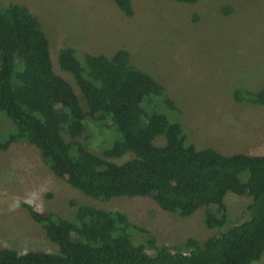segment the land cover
<instances>
[{
	"label": "trees",
	"instance_id": "16d2710c",
	"mask_svg": "<svg viewBox=\"0 0 264 264\" xmlns=\"http://www.w3.org/2000/svg\"><path fill=\"white\" fill-rule=\"evenodd\" d=\"M112 1L123 14L134 16L131 0ZM58 63L75 80L87 112L70 82L54 71L50 43L38 19L23 4L0 5V113L15 127L0 138V151L14 143L36 147L55 176L95 199L149 197L163 211L182 217L214 204L205 223L221 233L203 243L187 241L183 250L173 252L153 238L138 241L137 234L147 230L122 212L82 205L68 219L25 204L59 252L19 253L3 247L0 264H254L262 259L264 155L197 149L181 123L149 110L158 96L169 108L176 107L158 81L131 64L126 50L110 57L84 54L80 61L68 47L60 51ZM233 97L264 107V87L258 92L237 88ZM88 118L113 128L115 138L104 157L131 153L133 158L107 160L77 141ZM64 134L73 139L66 141ZM159 137L163 145L155 143ZM244 172L249 175L242 180ZM229 192L251 197L249 218L222 231L228 223L224 200ZM148 248L155 254L147 253Z\"/></svg>",
	"mask_w": 264,
	"mask_h": 264
},
{
	"label": "rangeland",
	"instance_id": "374dc122",
	"mask_svg": "<svg viewBox=\"0 0 264 264\" xmlns=\"http://www.w3.org/2000/svg\"><path fill=\"white\" fill-rule=\"evenodd\" d=\"M131 1L133 17L112 0H0V5L23 4L38 19L50 43L54 71L74 87L85 112L88 108L75 80L59 66L60 51L73 48L81 61L84 54L110 57L126 50L131 64L158 81L176 107L169 108L158 96L149 110L181 123L197 149L264 154V107L238 103L233 97L237 88L258 92L264 87V0ZM14 128L0 113V138ZM64 138L73 139L67 134ZM114 138L113 128L88 118L84 134L76 140L104 157ZM155 143L163 145L164 138ZM131 158L128 153L106 159L122 163ZM248 175L244 172L242 180ZM250 202V196L227 194L228 223L222 231L249 218ZM25 204L68 219L82 205L122 212L147 230L148 234H137L138 241L153 238L173 252L183 250L187 241L203 243L221 233L205 223L214 204L182 217L163 211L149 197L95 199L55 176L36 147L14 143L0 151V248L58 253L59 246L31 218ZM155 252L147 249L150 255ZM254 264H264V256Z\"/></svg>",
	"mask_w": 264,
	"mask_h": 264
},
{
	"label": "crops",
	"instance_id": "0c3cea01",
	"mask_svg": "<svg viewBox=\"0 0 264 264\" xmlns=\"http://www.w3.org/2000/svg\"><path fill=\"white\" fill-rule=\"evenodd\" d=\"M230 155H233V154H230ZM256 155H264V154H256Z\"/></svg>",
	"mask_w": 264,
	"mask_h": 264
}]
</instances>
